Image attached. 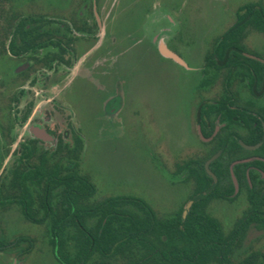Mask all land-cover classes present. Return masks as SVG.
Instances as JSON below:
<instances>
[{
  "label": "flooded vegetation",
  "instance_id": "obj_1",
  "mask_svg": "<svg viewBox=\"0 0 264 264\" xmlns=\"http://www.w3.org/2000/svg\"><path fill=\"white\" fill-rule=\"evenodd\" d=\"M127 3L129 2L126 0H0V188L4 176L21 170L18 165H21L20 158L24 148L31 150L36 148L53 154L59 143L73 147V140L78 138L81 144L80 163L83 138H98L100 122L102 125L109 126L110 118H106V115L114 118L120 109V100L118 97L113 98L99 117L97 89L94 88L97 85L93 82V78L91 79L87 75L94 73V70L98 68L100 57L104 63L112 59L115 42L118 41L114 37L115 32H119L117 30L120 27L118 23L126 22L129 13L136 8V6H127ZM115 5L122 12L117 24L114 23ZM246 6L254 7V2L235 9V21L219 38L214 40L205 54L203 67L197 69L199 73L196 72L197 85L190 92L188 100L190 102L194 98L200 100L198 104H193L196 105V108L191 120L195 122V137L198 139L214 138L223 128L225 132L231 134L222 138H243L246 141H253L259 137L260 126H264L262 120L264 106L260 105L264 101V95L258 97L257 83L256 80L251 81L250 71L233 65L228 71L221 69L215 72L207 66L209 54L213 51L217 40L236 26L237 16L244 12L243 9ZM103 12L105 16L101 21L100 15ZM142 15L143 17H141L140 11L139 18L143 21L146 15L143 13ZM132 23L134 25L128 24L126 28L135 27L138 29L143 26L141 21L138 26L136 22ZM168 29L164 28L162 32H170ZM252 30L256 31L252 25L246 27L244 35L239 41V46L244 49V52H240V54L251 60L264 63L263 58L250 52L246 46L245 40ZM123 33L129 37V40H133L134 44L139 42L137 35L133 36L128 31ZM130 36L134 39H131ZM139 38H142V35ZM176 41L177 38L171 35V39L167 43L172 45ZM168 44H165V48L159 42L161 56L171 63L188 68L183 59L171 50ZM162 48L177 60L164 55ZM128 51L129 47L125 50V54ZM82 66L84 67L80 69ZM245 66L249 68L248 64ZM75 69L76 72L71 74ZM83 70L86 75L81 73ZM69 75H71L70 84L73 82L71 85L67 82ZM81 75L85 81L79 78ZM217 82L221 84V95L217 100L234 103V105L230 103L226 105L233 111L235 120L230 127H227L225 122L220 123L217 119L213 130L214 134L217 129L215 135L205 137L201 129L208 132L209 126L200 123V117L205 115V113H200L201 108L216 101L205 102L203 95L207 94ZM79 83L83 85L85 92H89L91 95L89 111L81 104L78 105V101H71L70 93L75 92L77 95L76 89ZM262 133V140L258 142V147L263 142L264 129H262ZM186 135L188 138L189 135ZM17 138L24 139L16 142ZM67 138L72 139L69 142ZM15 143L16 146L11 152V147ZM46 144L50 148L41 149V146ZM9 150L8 158L12 160L9 167L5 168L3 160L5 161ZM35 156L33 154L30 158L33 159ZM237 162L236 164L242 163L244 166V176L249 187H251L249 174H252L258 187L264 189V168L248 165L252 162H263L264 164V157L252 154ZM178 166L177 164V168ZM177 174L179 172L176 170L174 175ZM230 177L233 185L230 199L212 200L205 209V212L215 219L221 228L216 246L209 247L206 252L203 251V248L198 249L197 252L193 247L184 246L185 243L179 238V233L173 232L172 264H264V230L259 229L254 220L249 222L243 217V213L249 206L247 193L243 187L239 186L233 174ZM241 196L244 197L245 203L235 209L234 219L231 221H224L211 213L210 206L213 201H227L228 205H233ZM23 204H25L23 200H15L13 203L3 206L0 198V264H34L33 241L29 236H17L11 241L3 238L4 212L14 213V220L11 219L13 218L11 215L8 220V223L13 225H11L12 228L17 225L15 218H19L20 215L23 221L31 223L20 210L19 206ZM180 207L183 208L181 216L185 217L188 212L183 216L184 206H179L176 212ZM175 213L164 218L157 217L167 220L175 217ZM21 243H26V246L20 247ZM155 251L159 253L160 250L157 248ZM147 264L156 263L149 262Z\"/></svg>",
  "mask_w": 264,
  "mask_h": 264
},
{
  "label": "rangeland",
  "instance_id": "obj_2",
  "mask_svg": "<svg viewBox=\"0 0 264 264\" xmlns=\"http://www.w3.org/2000/svg\"><path fill=\"white\" fill-rule=\"evenodd\" d=\"M126 2H129L127 6L136 8L129 13L126 22L118 23L122 12L114 6V23L120 27L114 35L118 41L115 42L112 59L104 63L100 57L98 68L87 75L97 85L92 86L97 89L98 116L101 117L103 109L115 97L120 100V109L114 118L106 115V118H110L109 126L99 121L98 138H83L78 170L95 186L94 200L116 196L139 197L153 207L158 217L164 218L173 215L179 206L185 207L193 190L192 181L183 182L186 171L181 170L174 175L177 164L205 150L199 142L201 139L195 137V122L191 121L196 108L193 104H198L200 100L194 98L193 103L188 100L190 92L197 85V69L203 67L205 54L214 40L235 21V9L251 2L264 4V0ZM140 11L141 17L142 13L146 15L143 21L139 18ZM104 16L103 12L101 21ZM139 21L143 23L142 27L126 28L128 24L134 25L132 22L138 26ZM164 28H169L170 32H162ZM125 31L137 35L139 42L134 44L123 33ZM139 34L142 38H139ZM171 35L177 41L169 45L167 42ZM245 41L250 52L264 59V34L252 30ZM159 42L164 47L168 44L188 68L164 59L159 52ZM128 47L129 51L125 54ZM75 72L76 69L71 74ZM81 73L86 75L84 70ZM70 78L71 75L68 76V84ZM79 78L85 81L83 75ZM83 88L82 84L77 85V95L70 93L71 101H78V105L89 111L91 95ZM220 95L221 84L217 82L203 97L205 102H214ZM260 105L264 106V101ZM22 139L17 138L16 142ZM71 139L67 138L69 142ZM15 146L16 143L11 147V152ZM45 148L50 146H41V149ZM9 155L10 150L3 160L5 168L11 164ZM228 203L213 201L211 213L224 221H231L235 209L243 206L245 201L241 196L233 205ZM10 215L14 220V213L3 214V238L11 241L17 236H29L33 241L34 264H58L50 252L45 226L25 222L20 215L15 218L17 225L12 228V224L8 223ZM19 246H26V243Z\"/></svg>",
  "mask_w": 264,
  "mask_h": 264
},
{
  "label": "trees",
  "instance_id": "obj_3",
  "mask_svg": "<svg viewBox=\"0 0 264 264\" xmlns=\"http://www.w3.org/2000/svg\"><path fill=\"white\" fill-rule=\"evenodd\" d=\"M243 10L237 16L236 26L217 40L207 66L215 72L221 69L228 71L233 65L249 70L251 81L256 80L257 83V95L262 97L264 63L242 56L240 52L244 49L239 46V41L249 25L264 34V5L254 3V7L246 6ZM227 103L234 105L230 101L216 100L201 108L200 113L205 115L200 117V123L209 126L208 132L201 129L205 137L212 136L217 119L220 123L225 122L227 127L233 124L235 118ZM262 120L264 123V115ZM262 129L264 126H260L259 137L253 141L222 138L231 134L223 128L210 141H199L205 148L204 152L177 168L178 172L186 171L184 182L192 181L194 184L187 198L192 203L185 217L181 216L183 208L180 207L175 217L161 220L153 207L135 196L94 200L95 186L78 170L81 149L78 138L73 140V147L59 143L53 154L24 148L21 165H18L21 170L2 178L0 198L3 206L15 200L25 202L19 206L22 214L32 224L45 226L47 243L58 264H172L173 232L179 233L184 246L193 247L197 252L201 248L206 252L209 247L216 246L221 228L205 209L212 200L230 199L232 174L247 193L249 206L243 217L249 222L254 220L256 226L264 230V189L258 187L252 174H249V187L242 163L234 165L232 174L230 172L234 162L249 155L264 157V139L253 152L244 150L239 144L241 141L256 146L262 140ZM220 149L222 153L208 168L216 179L214 182L206 174L204 164ZM33 154L36 156L31 159ZM248 165L264 168L263 162ZM157 248L159 253L155 251Z\"/></svg>",
  "mask_w": 264,
  "mask_h": 264
},
{
  "label": "water",
  "instance_id": "obj_4",
  "mask_svg": "<svg viewBox=\"0 0 264 264\" xmlns=\"http://www.w3.org/2000/svg\"><path fill=\"white\" fill-rule=\"evenodd\" d=\"M162 53L164 54V55H166V56H169V57H172V58H174V59H176L175 57H173V56H171V55H169L168 53H166L165 51H164V49L162 48ZM255 58V57H254ZM177 60V59H176ZM216 131H217V129H215V132H214V134L212 135V137L215 135V133H216ZM42 139H47V138H42ZM201 139V141L202 142H208V141H210L212 138H200ZM240 145L244 148V149H246V150H253V149H256L257 147H258V145H256V146H254V147H249V146H246V145H244L243 143H241L240 142ZM222 153V149H220L219 151H217L215 154H213L206 162H205V164H204V169H205V172H206V174L209 176V177H211L212 179H213V181L215 182L216 181V179H215V177L212 175V173L209 171V165H210V163H212L214 160H216L218 157H219V155ZM236 163H238V162H234L231 166H230V172H231V174H232V168H233V166L236 164ZM235 181V180H234ZM235 186H236V183H235ZM191 203H192V201H188L187 202V204L185 205V208H184V213H183V216L188 212V209H189V207L191 206Z\"/></svg>",
  "mask_w": 264,
  "mask_h": 264
}]
</instances>
